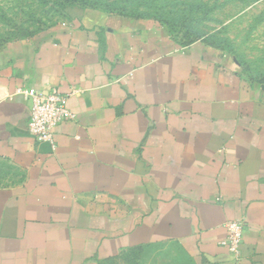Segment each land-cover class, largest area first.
I'll list each match as a JSON object with an SVG mask.
<instances>
[{"label": "crops", "instance_id": "crops-1", "mask_svg": "<svg viewBox=\"0 0 264 264\" xmlns=\"http://www.w3.org/2000/svg\"><path fill=\"white\" fill-rule=\"evenodd\" d=\"M24 90L67 96L55 148ZM0 264H264V83L95 9L0 47Z\"/></svg>", "mask_w": 264, "mask_h": 264}, {"label": "rangeland", "instance_id": "rangeland-1", "mask_svg": "<svg viewBox=\"0 0 264 264\" xmlns=\"http://www.w3.org/2000/svg\"><path fill=\"white\" fill-rule=\"evenodd\" d=\"M93 9L155 19L183 42L207 40L248 80H264V0H0V47Z\"/></svg>", "mask_w": 264, "mask_h": 264}, {"label": "built area", "instance_id": "built-area-1", "mask_svg": "<svg viewBox=\"0 0 264 264\" xmlns=\"http://www.w3.org/2000/svg\"><path fill=\"white\" fill-rule=\"evenodd\" d=\"M31 101L28 130L36 141L49 143L56 147L54 131L64 123L75 118L66 106L67 96L51 90L49 92L24 90ZM245 220L237 219L226 224L227 236L220 243L235 257L240 256L244 241Z\"/></svg>", "mask_w": 264, "mask_h": 264}, {"label": "trees", "instance_id": "trees-1", "mask_svg": "<svg viewBox=\"0 0 264 264\" xmlns=\"http://www.w3.org/2000/svg\"><path fill=\"white\" fill-rule=\"evenodd\" d=\"M98 6H104L103 4H99ZM105 8H111V6L110 5H106V6H104ZM95 10H99V9H95ZM104 11V10H103ZM104 12H106V13H111V14H115V13H112V12H110V11H104ZM120 15H125V14H120ZM128 16V15H127ZM135 17V16H134ZM32 37V36H31ZM196 40H192V41H187V42H183V41H181L182 42V44H184V45H187V44H191V43H193V42H195ZM204 41V40H203ZM206 43H208V44H210L207 40H206ZM210 45H212V44H210ZM212 46H214V45H212ZM214 47H216V46H214ZM216 48H218V47H216ZM219 49V48H218ZM222 50H224V49H222ZM259 83H264V80H260V81H258Z\"/></svg>", "mask_w": 264, "mask_h": 264}]
</instances>
